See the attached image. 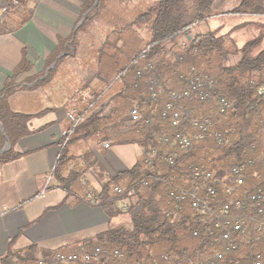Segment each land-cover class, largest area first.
<instances>
[{
    "label": "trees",
    "instance_id": "16d2710c",
    "mask_svg": "<svg viewBox=\"0 0 264 264\" xmlns=\"http://www.w3.org/2000/svg\"><path fill=\"white\" fill-rule=\"evenodd\" d=\"M102 1L87 0L82 10V16L86 14V17L76 32L93 22ZM261 1L241 0L239 8L233 11L240 12L246 6L248 11L260 14L264 11ZM215 2L216 0H159L152 9L136 19L146 23L148 38L122 27L112 39H108L97 49V60L92 66L100 76L99 86L102 89L92 101L97 103L103 94L108 97L116 93L112 109L107 115L101 116L99 112L90 114L86 106V110L78 114L82 117V123L69 135L54 172L61 170L65 148L71 136L89 138L96 135L102 139L112 138L115 144L138 142L143 147V154L134 167L118 173L106 184L102 193L105 199H111L110 191L115 186H120L124 178H127L125 188H128L150 173L160 172L170 183L188 187L186 175L194 165L204 164L216 175L224 176L238 162L248 163L251 159L255 164L248 167V185L250 188L264 185V165L258 160L262 150L264 97L260 98L257 94V88L264 87V49L253 54L255 49L262 46L263 38L249 41L241 48L235 41L228 42L217 31L191 33L197 24L214 15ZM258 2L261 3L260 7L257 6ZM22 5L27 4L24 2ZM29 19L28 16L22 21V25L27 24ZM120 40L122 44L119 46ZM63 50L62 46L55 50L51 55L53 59L49 62V69L43 74H46L45 78L35 82L32 88L51 85L59 74L66 71L72 73L73 69L67 62L68 55L72 56L73 52L68 51L69 54L60 56ZM146 50L148 51L145 54ZM238 53H241L240 59L232 64L231 58ZM149 64L152 67L149 68ZM31 65L26 58L23 59L0 90V123L4 127V130L0 128V151L5 142H11L14 146L22 136L29 133L27 123L32 114L25 116L18 111L14 112L9 98L26 85L18 78L30 72ZM142 69L146 70L145 73L138 75ZM195 73L211 76L216 82V94L206 101L192 94L183 101V105L195 117L209 116L214 122L212 131L223 132L232 138L229 146H220L212 134L196 144L191 151L176 149L171 144L180 129L161 115L167 93L183 90ZM152 80H158L163 87L159 101H155L149 91ZM83 86L87 87L86 84ZM220 95L236 102L235 108L219 113L217 98ZM136 102L142 107L144 115L154 120L153 123L130 120ZM121 118H127L128 124L126 121L122 122ZM154 149L158 151L154 162L160 170L146 163ZM174 153L179 154L175 165L164 161L165 155ZM4 156H12V151L4 152L0 158ZM218 190L222 200L231 197L220 187ZM114 195L117 197L116 192ZM133 201V208L141 201L143 205L132 216V229H109L93 241L83 242L68 251L78 250L81 245H86L89 250L106 245L124 250L127 259L139 264H178L176 261L181 256L195 258L198 253L206 255L209 252L208 238L204 235H193L196 229L204 234V226L189 202L184 203L183 209L175 208L168 183L139 186ZM12 247L11 242L6 254L0 258L2 264H13L15 259L26 263L37 252H48L37 244L19 252L13 251ZM248 248L243 247L239 252L229 254L220 264H229L231 259L238 260L243 254L251 252ZM181 264L189 263L183 261Z\"/></svg>",
    "mask_w": 264,
    "mask_h": 264
},
{
    "label": "crops",
    "instance_id": "0c3cea01",
    "mask_svg": "<svg viewBox=\"0 0 264 264\" xmlns=\"http://www.w3.org/2000/svg\"><path fill=\"white\" fill-rule=\"evenodd\" d=\"M32 1L36 2L33 9L29 8ZM157 1L103 0L93 22L78 32L87 0H30L0 22V90L23 59L32 64L30 72L18 78L26 85L9 98L14 112L32 116L28 134L14 146L4 143L3 153L11 150L12 156L0 158V258L11 242L15 252L35 244L45 251L59 250L93 241L109 229L133 228L128 227L131 211L121 209L132 206L133 200L115 197L114 190L111 199L102 193L118 173L134 167L143 154L140 143L71 136L61 170H54L65 142L63 132L71 125L68 113L80 114L88 106L90 114L104 116L112 109L116 93L92 101L102 89L93 67L97 49L122 27L147 38L146 23L136 19ZM199 26L191 33H204ZM60 46L64 48L60 56L73 52L67 62L72 73L66 71L53 84L32 88L45 78L51 55ZM120 120L128 124L127 118ZM0 128L4 130L1 123ZM126 179L120 186L125 187Z\"/></svg>",
    "mask_w": 264,
    "mask_h": 264
},
{
    "label": "built area",
    "instance_id": "2783aa9c",
    "mask_svg": "<svg viewBox=\"0 0 264 264\" xmlns=\"http://www.w3.org/2000/svg\"><path fill=\"white\" fill-rule=\"evenodd\" d=\"M27 0H0V22L3 21L14 8L20 6ZM159 1V0H158ZM148 50L144 51L146 54ZM149 68L152 64H149ZM146 70H140L138 75H142ZM253 83H255L253 81ZM216 82L207 74H193L187 82V86L181 91H171L167 93V100L162 111V117L172 122L173 126L179 127L176 137L171 144L176 149L191 151L196 144L213 135L217 143L221 146L232 144V138L223 132L212 131L213 120L209 116L195 117L183 101L197 95L201 100L214 97ZM258 96L264 97V87H258ZM152 98L160 100L163 87L158 80H152L149 86ZM236 102L224 96H218L217 105L219 113L235 108ZM259 109V108H258ZM70 127L65 129L63 137L64 145L69 140L75 127L81 125L82 117L76 111L68 113ZM132 122L153 123L152 118L144 115L142 107L136 102L130 114ZM261 154L258 160L264 165V126L261 130ZM151 156L146 159V163L152 165L156 170H160L155 165L154 157L157 150H152ZM179 154H167L164 161L170 165L176 164ZM253 159L247 162H238L226 175H216L204 164L190 167L186 175L188 187L176 186L161 176V173L152 172L139 182L130 185L128 188L115 186L117 198L134 199L139 186L150 187L162 182L168 183L171 198L175 208L183 209L187 201L196 213L199 222L204 226V234L196 229L194 236L204 235L208 238L207 246L209 252L206 255L197 254L195 258L185 255L177 259V263L186 261L189 264H220L226 260L231 253L239 252V249L249 247L251 252L243 254L238 260H230L229 264H264V185H248L247 170L254 165ZM153 168V169H154ZM231 195L229 199H221L218 188ZM135 201H133L134 204ZM132 204V206H133ZM143 205V201L137 203L133 208L129 205L121 207L124 211H131L134 216ZM256 247V250H254ZM70 248L50 250L47 253L37 252L35 257L28 262L15 259L13 264H139L127 259L124 250L112 248L106 245L96 246L89 250L86 245H81L78 250L68 251Z\"/></svg>",
    "mask_w": 264,
    "mask_h": 264
},
{
    "label": "rangeland",
    "instance_id": "374dc122",
    "mask_svg": "<svg viewBox=\"0 0 264 264\" xmlns=\"http://www.w3.org/2000/svg\"><path fill=\"white\" fill-rule=\"evenodd\" d=\"M28 1L30 0H27L26 3ZM236 1L237 0H218L214 9L215 15L207 21L200 23L199 30L201 32L217 30V33L223 36L228 42L235 41L237 46L241 48L249 41L255 39L261 40L263 38L261 43L262 46L253 51V54L255 55L264 49V11L260 14L253 13L251 10L248 11V8L245 6L240 9V12L235 13L233 10L239 8L241 4V0H238V3H236ZM261 2L264 5V0ZM35 4L36 2L32 1L30 4L31 7L29 8L33 9ZM257 6L260 7L261 3L258 2ZM68 57L70 58L71 55H68ZM240 57L241 53L234 55L230 60L231 63L234 64L238 62L237 60H239ZM128 227H133L132 222H130V226Z\"/></svg>",
    "mask_w": 264,
    "mask_h": 264
},
{
    "label": "water",
    "instance_id": "95a60500",
    "mask_svg": "<svg viewBox=\"0 0 264 264\" xmlns=\"http://www.w3.org/2000/svg\"><path fill=\"white\" fill-rule=\"evenodd\" d=\"M86 17V16H85ZM6 147H7V144L5 145V147L3 148V150L1 151L2 153H3V151L6 149Z\"/></svg>",
    "mask_w": 264,
    "mask_h": 264
}]
</instances>
